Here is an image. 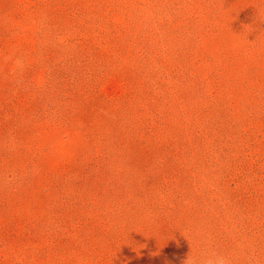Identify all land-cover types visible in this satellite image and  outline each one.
Instances as JSON below:
<instances>
[{"label":"rangeland","instance_id":"obj_1","mask_svg":"<svg viewBox=\"0 0 264 264\" xmlns=\"http://www.w3.org/2000/svg\"><path fill=\"white\" fill-rule=\"evenodd\" d=\"M264 264V0H0V264Z\"/></svg>","mask_w":264,"mask_h":264},{"label":"clouds","instance_id":"obj_2","mask_svg":"<svg viewBox=\"0 0 264 264\" xmlns=\"http://www.w3.org/2000/svg\"><path fill=\"white\" fill-rule=\"evenodd\" d=\"M184 264H226V258L215 251H206L199 256H187Z\"/></svg>","mask_w":264,"mask_h":264}]
</instances>
